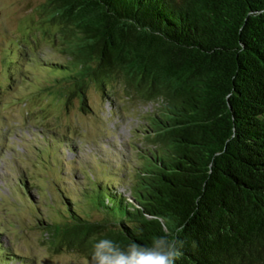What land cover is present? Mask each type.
<instances>
[{
	"label": "trees",
	"instance_id": "trees-1",
	"mask_svg": "<svg viewBox=\"0 0 264 264\" xmlns=\"http://www.w3.org/2000/svg\"><path fill=\"white\" fill-rule=\"evenodd\" d=\"M38 16L65 57L45 65L65 104L86 113L88 86L106 97L119 80L160 102L129 195L91 185L101 219L67 205L44 229L54 251L90 261L99 239L150 245L184 225L176 264H264V0H44Z\"/></svg>",
	"mask_w": 264,
	"mask_h": 264
},
{
	"label": "rangeland",
	"instance_id": "rangeland-1",
	"mask_svg": "<svg viewBox=\"0 0 264 264\" xmlns=\"http://www.w3.org/2000/svg\"><path fill=\"white\" fill-rule=\"evenodd\" d=\"M43 2L0 0V243L9 264H86L76 250L54 251L44 229L67 205L100 220L85 199L95 183L129 195L160 102L129 96L119 80L106 97L89 85L86 113L77 98L65 104L45 68L65 57L34 30Z\"/></svg>",
	"mask_w": 264,
	"mask_h": 264
},
{
	"label": "clouds",
	"instance_id": "clouds-1",
	"mask_svg": "<svg viewBox=\"0 0 264 264\" xmlns=\"http://www.w3.org/2000/svg\"><path fill=\"white\" fill-rule=\"evenodd\" d=\"M183 230L184 225L176 227L177 238H170L165 228V234L154 237L150 245L132 241L122 247L112 239H99L93 244L86 264H176L185 243L178 238Z\"/></svg>",
	"mask_w": 264,
	"mask_h": 264
}]
</instances>
